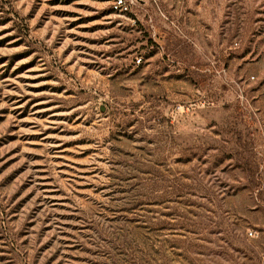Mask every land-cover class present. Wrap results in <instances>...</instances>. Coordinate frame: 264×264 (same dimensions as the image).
<instances>
[{"label":"rangeland","instance_id":"1","mask_svg":"<svg viewBox=\"0 0 264 264\" xmlns=\"http://www.w3.org/2000/svg\"><path fill=\"white\" fill-rule=\"evenodd\" d=\"M0 0V264H264V0Z\"/></svg>","mask_w":264,"mask_h":264},{"label":"built area","instance_id":"2","mask_svg":"<svg viewBox=\"0 0 264 264\" xmlns=\"http://www.w3.org/2000/svg\"><path fill=\"white\" fill-rule=\"evenodd\" d=\"M134 7V0H113L112 12L126 14Z\"/></svg>","mask_w":264,"mask_h":264}]
</instances>
